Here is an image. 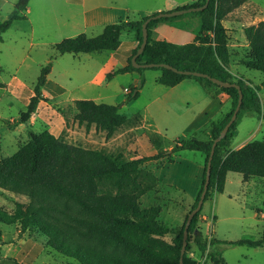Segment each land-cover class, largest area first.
Wrapping results in <instances>:
<instances>
[{"label":"trees","instance_id":"trees-1","mask_svg":"<svg viewBox=\"0 0 264 264\" xmlns=\"http://www.w3.org/2000/svg\"><path fill=\"white\" fill-rule=\"evenodd\" d=\"M246 2L210 0L208 7L202 11L150 21L148 43L138 56L137 63H167L179 70L198 71L225 82L237 83L243 93V103L237 118L242 111L262 114L259 89L234 75L228 66L229 36L223 22L228 14ZM29 3L30 0H18L8 17L0 21V42L15 21L25 19L24 12ZM205 3L206 0H198L176 10L199 7ZM157 14L107 25L97 36L90 37L82 33L65 38L54 45L55 52L58 55H78L114 51L121 44L122 34L129 32L138 43L135 55L142 43L143 23ZM188 16L200 19V30L195 42L181 45L152 38V29L158 23ZM244 33L254 54L249 62H245V66L264 76V21L245 27ZM51 68L52 63L49 61L41 69L34 88L35 95L23 112L21 122L28 121L36 113L39 95ZM146 69L159 70L160 76L156 81L166 87H174L185 79H194L209 93L210 87L219 88L229 96L231 108L223 118L212 124L207 139L196 136L179 139L171 149L155 156L126 161L119 154L114 155L104 149L68 143L46 129L39 134H32L25 145L0 162V189L22 193L30 200L27 205L18 204L13 216L0 212L1 222H19L23 230L39 229L45 234L51 248L81 264H180L184 228L189 214L179 231L174 233L159 220L161 206L142 208L139 199L145 193V188L141 187L136 172L140 166L162 158L166 159V164H174L176 155L182 151L202 153L205 156L202 184L191 211L196 208L203 191L213 141L231 119L238 104L239 91L234 87H220L207 78L179 74L167 68H136L132 57L127 66L110 72L107 78L110 80L117 74L131 71L142 74ZM143 82L141 78L139 83ZM261 86L264 87V81ZM137 91L130 96L137 98ZM75 106L78 111L76 121L87 127L95 124L98 130L105 131L107 139L127 121V116L119 112V105L77 100ZM236 126L237 119L215 148L204 202L214 193H224L229 173L241 174L243 182L253 178L264 179V139L251 141L237 150L228 149L235 136ZM106 179L113 182L115 193L101 191L100 183ZM154 179H157L155 175ZM202 209L203 206L190 224L188 243L190 235L194 234L199 250L207 252L211 261H223L221 250L218 249L222 245L260 247L264 244V235L257 241L204 240L197 229ZM169 235H173L171 242L165 240ZM189 247L190 244L184 254L183 264H188ZM13 264L21 263L15 261Z\"/></svg>","mask_w":264,"mask_h":264},{"label":"rangeland","instance_id":"rangeland-1","mask_svg":"<svg viewBox=\"0 0 264 264\" xmlns=\"http://www.w3.org/2000/svg\"><path fill=\"white\" fill-rule=\"evenodd\" d=\"M254 1L259 2L264 12V0ZM36 5L38 8L41 5L40 1L33 3V6ZM12 10L13 7L8 4L1 6L0 21L5 20ZM254 12L251 9L245 14L249 16ZM237 18L236 14L231 16L228 14L224 20L229 36L228 66L229 69L239 73L252 83L251 86L259 89L262 114L251 111L240 113L237 118L235 136L228 147V149L236 150L251 141L264 139V118L262 117L264 115V87H261L264 76L259 71L248 70L238 64L240 61L246 65L245 62H249L254 54L252 55L249 46L239 45L237 47L235 45L236 42L245 43L241 35H238L242 25L236 26V22L240 21ZM32 21L33 23L28 21V31L22 27L24 22L15 21L11 28L3 34V40L0 42V162L12 156L21 146L25 145L31 139L32 134H39L43 131L40 125L30 123L32 118L21 122V116L27 110V106L24 102H18L14 98L16 91L9 79L16 75L27 83L35 95L34 88L41 69L51 61L54 65L52 77L69 88L75 87L81 80L74 72V60L75 58H85V55L80 54L75 57L77 55L56 54L54 46L46 43L56 39L57 36L42 33L37 25V20L33 18ZM196 38L197 36L193 42L196 41ZM238 48L242 50L239 51ZM231 59H233L232 63ZM230 63L234 66H231ZM66 69L69 71L67 74L71 75L72 81L66 76L67 74H64ZM158 76L159 70L146 69L141 74V78L144 80L142 84L139 83L141 78L135 83L132 77L122 76L109 81L103 89L111 96L106 102L116 103L119 105V112L127 116V121L123 126L129 130L133 129L129 133L130 149L119 154L122 160L136 158V148L131 144H135L134 138L142 134L140 130L136 131L137 126L142 124L145 127L144 132L150 135L156 148L160 151L173 147L179 139L193 135L201 139L209 137L212 126L205 130L204 134H200L189 125L206 101L198 100L184 104L173 100L162 103L158 98L168 88L157 83ZM136 90L139 92L138 97H131L130 94L135 93ZM209 90L212 94L223 93L226 95L219 88L210 87ZM43 94L46 93L42 89L38 106L41 102L44 104L48 102L52 105L50 99L44 98ZM26 98V95L20 97L21 100H26ZM54 108L58 109L56 106ZM218 108L219 105L216 102H212L209 107L214 115L211 117L212 122L220 118L221 109ZM230 108L231 101L228 99L221 118ZM104 139V134H96L84 140L67 142L107 151ZM200 156L201 153L196 151H184L178 154L175 164H166V159L162 158L140 166L136 172L139 175L141 187L145 188V193L139 199L141 207L161 206L162 212L159 220L174 233L179 231L191 211L193 191L200 188L201 174L197 162L198 157L201 158ZM204 162L205 156L203 155V165ZM154 175L157 179H154ZM173 185L178 188L185 187L186 194L184 195ZM100 189L105 193H115L116 191V187L109 179L100 183ZM29 202V198L22 193L0 189L1 213L13 216L18 204L27 205ZM197 229L202 233L203 239L208 241L211 239L220 241L261 240L264 235V179L253 178L248 182H243L241 174L230 173L224 193H217L212 199L204 202ZM190 236L188 243L190 247L187 252L188 264H264V244L260 247L219 246L223 261L215 263L211 261L207 252L199 250L195 235L191 234ZM172 238L173 235H169L165 240L171 242ZM15 261L21 264H81L76 259L66 257L51 248L47 244L45 234L39 229L27 228L23 230L19 222L4 223L0 221V264H13Z\"/></svg>","mask_w":264,"mask_h":264},{"label":"crops","instance_id":"crops-1","mask_svg":"<svg viewBox=\"0 0 264 264\" xmlns=\"http://www.w3.org/2000/svg\"><path fill=\"white\" fill-rule=\"evenodd\" d=\"M17 1L18 0H0V8L4 4H8L14 8ZM36 1H40L41 3L38 8L37 5L33 6V3ZM197 1L198 0H30L28 8L24 12L25 19L19 21L25 23L22 24V27L25 31H28V21L33 23L32 19L35 18L42 33L57 36L56 39H52L46 43L54 46L65 38L75 37L82 33H85L90 37L97 36L103 32L107 25L117 24L122 21L138 20L144 15H151L157 12L174 11L179 7L192 5ZM251 9L255 12L250 13L249 16L246 15V11ZM233 14H236V17H238L237 20H240L236 22L237 27L242 25L238 31V35H241L245 41V43L236 42L235 45L237 47H239V45L248 47L249 43L246 39L244 28L251 25H257L264 21L262 6L257 1L247 0L244 5L232 11L229 15L231 16ZM242 17L244 18V21ZM225 22L226 21L223 23L227 28ZM15 25L17 26L18 24ZM199 30L200 19L198 17L188 16L175 21L158 23L152 29V38L182 45L193 42L198 35ZM125 33L126 32L121 36V44L118 49L114 51L88 53L84 54L85 58H75L74 72L78 74L79 79H81L75 87L69 88L55 77H52L51 74L54 69V65L52 64L51 71L42 88L46 93L47 98L52 102V105L48 102L46 104L41 102L36 113L31 117L32 119L30 123H33L34 125L38 124L43 130L46 129L57 138L64 139L68 142L79 139L84 140L96 134H104V145L108 152L118 155L123 151H128L130 149L129 133L130 130L133 131V129L129 130L121 125L116 129L114 135L107 139L105 131L98 130L95 124L87 127L86 124H79L75 119L78 112L75 106V101L93 100L97 103H108L106 100H109L111 96L103 89L109 81L118 79V77L122 76H130L132 77L133 82L136 83V81L141 78V74L135 71L117 74L110 80L107 78L110 72L127 66L129 58L133 57L134 51L137 48L138 43L134 35L129 32H127V34ZM241 50L242 49L240 48L239 51ZM78 55L75 57H78ZM232 62L233 59H231V63ZM238 64L248 70H252L247 68L240 61H238ZM231 66H234V64ZM67 71V69L64 71L65 75L67 74ZM230 71L234 75L243 78L248 84L252 85V83L239 73L234 72L232 69H230ZM66 76H68L70 81L73 80L69 73ZM9 80L16 91L14 98L18 102H24L28 107L29 100L34 96L33 90L16 75L12 76ZM167 88L168 90L164 91L158 98L162 103H168L173 100L184 104H189L191 101L196 102L198 100L206 101L199 113L189 123L195 132H199L200 134H204L205 130L209 129L212 124L216 122H212L211 119V117L214 116L209 109L211 103L216 102V104L219 105L218 109H221V114L218 120H220L228 103V99H230L227 94L226 96L223 93H209L194 79H185L180 84ZM22 95L27 96L26 100L20 99ZM108 104L116 105V103ZM54 106L58 107V109H55ZM217 112L219 111L217 110ZM153 124H155V121H153ZM138 130H140L142 134L137 138H134L135 144H131L136 148V158L152 157L159 152H163L156 148L150 135L144 132L145 127L143 124L137 126L136 131ZM178 154L176 155V162ZM200 157L201 158L198 157L197 162L199 163L202 184L204 173L202 153ZM175 187L184 192V195L186 194L185 187ZM199 190L200 188H198L197 191H193L192 202L195 201ZM216 194L217 193H214L209 199H212Z\"/></svg>","mask_w":264,"mask_h":264},{"label":"water","instance_id":"water-1","mask_svg":"<svg viewBox=\"0 0 264 264\" xmlns=\"http://www.w3.org/2000/svg\"><path fill=\"white\" fill-rule=\"evenodd\" d=\"M210 3V0H206V3L203 6H199V7H190V8H186V9H179V10H174V11H170V12H159L157 15L152 16L150 18H148L142 26V32H143V39H142V43L137 51V53L135 55H133L132 57V63L133 66L136 68H167L170 70H173L174 72H177L179 74H184V75H189V76H197V77H203V78H207L210 81H212L213 83L219 85L220 87H224V88H231L234 87L239 91V99H238V104L235 108V111L233 112V115L231 117V119L229 120V122L224 126V128L221 130L219 136L217 138L214 139L213 141V145H212V149H211V154L208 160V164H207V170H206V179L203 185V191L201 193L200 199L198 201V204L196 206V208H194L188 215L186 224H185V228H184V234H183V245H182V249H181V260H180V264H183V257L185 254V250L188 244V236H189V227L190 224L192 223V220L195 216V214H197L203 204H204V200L206 198V194L208 192L209 189V184H210V177H211V162L215 153V148L217 146V144L223 140L227 133L230 130L231 125L236 121L238 113L240 111L241 105L243 103V93L241 90V87L239 84L237 83H231V82H225L223 80H220L216 77H212L206 73H202V72H198V71H190V70H179L178 68L167 64V63H147V64H140L137 63V58L140 54L143 53L147 43H148V37H149V32H148V24L150 23V21L152 20H156V19H161V18H170V17H174V16H180L183 14H187V13H191V12H198V11H202L205 8L208 7ZM197 231V230H196Z\"/></svg>","mask_w":264,"mask_h":264},{"label":"built area","instance_id":"built-area-1","mask_svg":"<svg viewBox=\"0 0 264 264\" xmlns=\"http://www.w3.org/2000/svg\"><path fill=\"white\" fill-rule=\"evenodd\" d=\"M43 97H44V98H47V95H46V94H43Z\"/></svg>","mask_w":264,"mask_h":264}]
</instances>
